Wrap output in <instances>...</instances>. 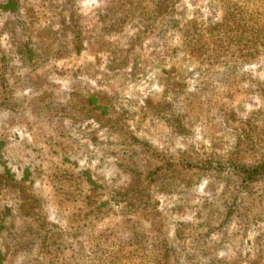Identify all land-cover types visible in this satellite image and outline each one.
I'll use <instances>...</instances> for the list:
<instances>
[{
  "label": "rangeland",
  "instance_id": "rangeland-1",
  "mask_svg": "<svg viewBox=\"0 0 264 264\" xmlns=\"http://www.w3.org/2000/svg\"><path fill=\"white\" fill-rule=\"evenodd\" d=\"M264 0H0V264H264Z\"/></svg>",
  "mask_w": 264,
  "mask_h": 264
},
{
  "label": "trees",
  "instance_id": "trees-1",
  "mask_svg": "<svg viewBox=\"0 0 264 264\" xmlns=\"http://www.w3.org/2000/svg\"><path fill=\"white\" fill-rule=\"evenodd\" d=\"M239 169L245 174V179H252L257 177L258 173L261 171L264 174V163L262 165H254L247 167V165L239 166ZM175 264H185L180 260L176 261Z\"/></svg>",
  "mask_w": 264,
  "mask_h": 264
}]
</instances>
